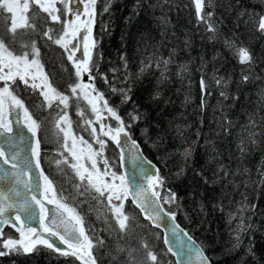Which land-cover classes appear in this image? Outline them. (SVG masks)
Here are the masks:
<instances>
[{"label": "trees", "instance_id": "obj_1", "mask_svg": "<svg viewBox=\"0 0 264 264\" xmlns=\"http://www.w3.org/2000/svg\"><path fill=\"white\" fill-rule=\"evenodd\" d=\"M33 13L46 24L41 35H37ZM26 15L25 25L12 32L6 15L8 25L4 31L0 23V41L13 56L27 55L29 61L34 58L35 45L48 82L59 93L69 94L79 77L67 52L55 43L62 32L63 10L57 14L59 22L33 5ZM262 18L264 0H202L200 11L193 0H95L92 35L96 40L93 59L97 67L93 68L92 84L126 123L128 113L139 116L133 122L131 136L158 166L165 178L164 187L178 198L172 204L161 200L166 209L176 212L177 221L201 244L212 264H264ZM241 49L249 53L250 60L240 59ZM162 60L169 61L166 69L162 64L157 67ZM145 65L148 67L141 73ZM202 76L209 85L203 99ZM243 76L248 79L243 80ZM217 80L221 81L219 85ZM3 84L0 81V87ZM9 84L41 123L37 136L44 174L54 189L69 192L68 184L58 179L56 167L49 169L43 157L46 148L56 146L64 161H69L58 124L60 116L56 118V109L45 103L40 89L26 90L18 77V90L11 81ZM129 88L131 99L122 103L121 89ZM74 103L78 107L75 100L67 109L71 115ZM37 114L47 117L46 123ZM77 120L74 133L89 140L93 126ZM110 145L115 149L112 142ZM186 149L191 150V155L185 156ZM107 152L111 168L119 173L117 152L114 156L113 150L108 148ZM67 166L78 183L77 170ZM158 190L163 197L164 189ZM66 194L73 196L72 192ZM85 201H80L82 212H78L96 264H175L163 245L161 232L141 217L128 198L123 205V216L128 217L124 229L113 221L112 213H107L106 221L93 219L83 208ZM99 221L110 225L118 238L107 235ZM238 225L247 230H238ZM150 233L153 245L147 241ZM20 239L18 231L6 226L0 232V251H8L4 248L8 240ZM114 244L120 248L115 249ZM37 247L38 251L29 254L10 252L0 257V264H80L71 256L63 257L42 245ZM150 254L157 255L156 261Z\"/></svg>", "mask_w": 264, "mask_h": 264}, {"label": "snow or ice", "instance_id": "obj_2", "mask_svg": "<svg viewBox=\"0 0 264 264\" xmlns=\"http://www.w3.org/2000/svg\"><path fill=\"white\" fill-rule=\"evenodd\" d=\"M35 4L38 5L39 9L47 13L52 21H60V15L57 13L61 12V9L56 7V3H62L65 5L64 11L67 13H73V8L68 7L66 0H34ZM78 5L80 0H75ZM94 5L95 0H88V3L84 5V15L87 19H81V14L75 12V21L68 20L63 25L64 34L55 40L57 45H61L66 52H68L67 59L72 61L75 66V74L80 78L81 82L77 83L72 87L71 91L73 94L76 93L77 89L84 92V97L88 100V103L92 106V112L96 114V121L99 122V132L97 134L96 127H92L89 135L93 138L94 142L99 145L98 149H93L92 144L80 137V143L87 145L86 151L76 149V140L72 139V145L66 147L68 152L75 160L72 167L77 170L81 179L85 178L87 174L88 183L95 187L96 191L103 196L105 192L108 193V200L111 202L113 197L121 201L120 206L116 207L118 217L122 218L119 222V227L124 229L126 227L125 221L128 217L123 216L121 209L123 208V201L127 199L129 195L133 197V203L139 208L140 213H143L144 218L156 227H160V223L165 218L175 219L176 212L165 209L161 203L163 199L164 204H172L177 201V195L171 189L165 188V178L160 175L158 168L153 166L152 161L147 160L142 154L139 155V162L136 170L132 176L127 174H118L117 171L111 170L109 160L104 156L105 149L107 148L108 141H112L119 148H123L124 144L130 141V146L135 148L137 153L140 152L139 145L136 140L132 139L131 128L133 122L139 119V116L128 113L127 123L125 118L119 115L117 109L109 106L107 99H104L103 93L97 92L92 82L95 80V76L92 75L93 68L97 67V62L93 59V50L96 48V40L92 35V25L94 23ZM197 10L200 11L202 8L201 0H196ZM20 8L18 0H0V11L6 10L8 13H13ZM23 8H28V3L23 4ZM107 10V9H105ZM17 27L15 18H13L12 28L15 30ZM260 29L264 30V18L261 19ZM51 31V29H49ZM48 36V32L44 33ZM52 39L51 36H48ZM73 40H77L76 44H72ZM80 52L81 55L77 58L76 54ZM34 58L29 61L27 55L25 56H13L11 52L5 48L2 41H0V81H3V87H0V135L5 133H12V121L8 119L13 111L20 110L22 112V119L28 131L33 134L35 138V146L32 148V156L35 158V168H40V138L37 136L38 131L41 129V123L37 122V119L33 118V113L29 111V108L25 106L22 99L14 93L12 86L9 81L15 85L16 89H19V85L16 84L17 77L19 81L23 82L25 89L29 87L32 90L40 89V95L43 96L45 101H48L49 107L52 105V101L59 100L61 104L67 107L68 96L62 95L48 82L46 75H43L42 66L39 63V49L33 45ZM240 59L242 61H248L251 59L249 53L241 49ZM169 61L162 60L157 64V67L164 65L165 69ZM19 64L25 66L24 71H20L18 68ZM126 66V65H125ZM35 67L37 69L36 74H32L28 71ZM148 65L141 68L143 73ZM7 69V71H5ZM15 69V70H14ZM88 74V83L83 82V75ZM163 75V72H162ZM39 79V83H37ZM243 80H247V76L242 77ZM31 81V82H30ZM107 83V80L105 79ZM216 83L219 85L220 80ZM201 93L203 99V93L209 88V85L205 82L204 77L200 80ZM114 91V90H113ZM131 89H121L122 103H127L131 96L128 93ZM92 93H96L95 96ZM158 94V93H157ZM221 95H225L223 92ZM103 101V107H99V102ZM107 112V116L103 115V112ZM19 115V113H18ZM42 123H46L47 117H39ZM112 118L117 122V126L113 127L111 124H107L105 121L108 118ZM61 120L68 122L67 113L60 117ZM16 123H20V119L16 120ZM92 124V121L88 122ZM70 127V122H69ZM66 141L70 137V132L65 134ZM106 137L108 139H104ZM123 138V143H122ZM185 156L191 155V150H185ZM121 155H123L121 153ZM135 159V157H134ZM90 162V165H86L85 161ZM103 160V168L101 171L98 167V161ZM0 162L5 165L10 164L12 175L15 176V183H23L24 195L21 197L19 191L16 192V197L13 198L6 194L0 189V221L3 223L19 222L21 228L19 229L21 239L20 240H8L4 244V248L8 251H0V257L8 255L10 252L29 254L34 251H38V245H42L47 249L52 250L55 253H59L63 257H75L82 261V264H96L94 257L92 256L91 249L92 244L88 236L85 234L84 220L76 212L74 208L68 206V204L62 203L55 197L49 199L47 192L51 189L52 181L49 177L43 175V170H40V176L44 181V194L40 193V186L37 183V187L32 189L30 187L31 181H25L24 176L27 172H31L33 168V161L27 160L21 162L20 153L13 152L9 157L6 155L5 150L0 147ZM138 177H142L143 181L146 182L141 184ZM136 181L133 184V181ZM163 188L165 195L161 197V193L158 189ZM40 197V198H38ZM47 201L48 205H55V209L49 216V209L46 207L44 201ZM115 207V206H114ZM177 209L179 205L177 204ZM8 214V219H3L5 214ZM14 213V219L13 214ZM38 216L41 231L26 226V220L36 218ZM24 217V219H22ZM238 230H247L243 225H238ZM176 231L175 227L172 228V233ZM47 234V236H45ZM188 241L191 242V237H188ZM169 241L166 240V243ZM239 244V236H237V245ZM67 246L64 248V246ZM169 252H173V249L169 247ZM251 252V249H249ZM174 255H179V251L173 252ZM197 255L201 260V264H211L210 258L206 256L203 250L198 249ZM151 260L156 261L157 257L151 255ZM179 264V262H178Z\"/></svg>", "mask_w": 264, "mask_h": 264}, {"label": "rangeland", "instance_id": "obj_3", "mask_svg": "<svg viewBox=\"0 0 264 264\" xmlns=\"http://www.w3.org/2000/svg\"><path fill=\"white\" fill-rule=\"evenodd\" d=\"M193 1H194L195 5H196V0H193ZM25 2L28 3V8L27 9L23 8V4ZM201 2H202V0H201ZM18 3L20 4V8L15 12V14L8 13L6 10H3L2 12L0 11V16H1L0 17V23H2V28L4 29V31L6 29V26L8 25L7 24L8 18H6L7 17L6 15H8L9 18H10V24H11L10 31H11V29L13 30V28H12L13 18H15V21H16V24H17V27L15 29L20 28V27L24 26L26 21H27L26 12H27L28 9H30L31 5L38 7V5L35 4L34 0H18ZM66 3L68 5V7H72L73 8V12L74 13L78 12L77 8L74 7V5H73L74 4L73 0H66ZM82 3H83V6H84L85 4L88 3V0H82ZM58 4L63 6V12H64V22H63V24L66 21H68V20L75 21V19H76L75 14L73 13V15L70 17V13H67V12L64 11L65 5L62 4V3L57 2L56 3V7L58 9L60 8ZM83 10H84V8H83ZM81 12H82V8L80 9L79 13L81 14ZM33 14H34V16H33L34 24L37 27V28H35V29H37V35H41V33H43L44 29L46 28V24H45V22L42 19L39 18V14H36V13H33ZM81 19H87V17L83 14V15H81ZM57 29H58V27L54 31L56 32ZM63 34H64V32H63V29H62L61 36ZM10 38H9V40H10ZM11 42H13V41H11ZM77 42H78L77 40H73L72 44H76ZM41 43H43V42H41ZM238 52H239V55H240V51H238ZM80 55H81V53L77 52V54H76L77 58H79ZM43 57L46 60L47 56L45 57V55H43ZM18 68L21 71L25 70L24 69L25 66L23 64H19ZM5 71H7V69H5ZM28 71L30 73H32V74H36L37 73V69L35 67H32L31 69H28ZM42 72H43V75H45L44 71H43V68H42ZM78 81H79L78 83L81 82L80 78H79ZM36 82L39 83L40 82L39 79H37ZM83 82L84 83H88V74H84L83 75ZM1 87H3V85ZM77 91H76L75 94H73L72 91L69 94H62V95L68 96L67 107H65V105L61 104L58 99L52 101V105H51V107H53V109L55 108L56 109L55 111H57V116H56V118H57L58 116L61 117L62 115L67 113L69 102L76 100V102L79 103L78 107H77V103H74L72 105V109L74 108V112L72 113V115L70 113H67L68 122L59 119V123L58 124H59V127L62 128L61 133L63 135L62 136L63 137L62 138V142H63L64 147L66 148L67 151H68V149H67V147L65 145L67 143L68 147H70L72 145V139L73 138H75V140H76V149L78 151L80 149H84L86 151V149H87V145L81 144L79 142L80 141V137H83V136L77 135V134L74 133L73 124H74V121H76V122L78 121L77 118H79L80 120L83 119L84 123H86V124H88L90 126H98L99 125V122L96 121V114L92 112V106L88 103V100H86L85 97H84V92L81 91L80 89H77ZM92 95L95 96L96 93H92ZM45 103L47 105H49L48 101H45ZM99 107H101V108L103 107V101L102 100L99 102ZM69 111H70V107H69ZM103 115L107 116L108 114L105 111V112H103ZM56 118H55V121H57ZM89 121H92L93 123L89 124L88 123ZM69 122H70V127H69ZM106 122H107V124H111L113 127L117 126V122L114 119L110 118V117L106 120ZM69 132H70V137L66 141L65 134L69 133ZM98 135L102 136V134H100L99 132H98ZM84 140H86L88 143L92 144L93 149H98V146L94 142L92 137L89 140L84 138ZM54 143H55V141H54ZM43 157H44V161H45L47 167H49V169L52 170V168L56 167L55 169H57V175H58L57 177H58V179H61L65 183V185L68 184V187H69L68 191L72 192V194H73V196H69V195L66 194V193L69 194V192H66L65 190H61V191L58 190L57 191L56 189H54L53 186H51V192L52 193L49 194L50 199L53 198L52 194L54 192V194L56 195L55 198L57 200H59L62 203L68 204L69 207L74 208L76 210V212L80 215V213L78 212V211H81V209H80L81 206L79 205V203H82L83 199L85 198L86 201L84 203H86V204L84 205L83 208L85 210H87L88 214L93 219L97 218L98 220L102 219V220L106 221L108 219V216H107L108 214L107 213H109V214L112 213L111 218L113 219V221L117 225H119V222H120V219L122 218V216L118 217L117 212H115L116 211V207H114L115 211L112 209L114 204L111 203L112 201L109 202L108 193L105 192V194L103 196H100V194L96 191L95 187H93L91 184L88 183L87 174L86 173L84 174L85 175L84 179L87 182L84 184L83 181H81V179L77 180L75 178L76 181L78 182V183H76L74 178L71 175L70 168L67 165H69L71 167V169H73V170H76V169L73 168L70 163H68L67 161H64V157L61 156V153L59 152V150L57 149L56 146H55V148H46V151H44V153H43ZM82 188H83V190H82ZM60 192L61 193H65L66 192V193L65 194H61ZM79 199L82 202H80ZM91 199L94 200L95 203H93L91 201ZM113 199L115 201H117L114 197H113ZM110 206H111V208H110ZM100 208H101V212H100ZM100 213L103 216L102 218H99ZM99 222L102 224L103 227H106V234L107 235H111V236H113L115 238H118L119 235L116 233L115 230H113V228L110 225H108L106 223H103L101 221H99ZM123 239L125 240V238H123ZM147 241H148L149 245L150 244L151 245L154 244L155 240H154V237L151 235V233L148 234V240ZM116 243L120 244V242H116ZM109 247L110 246H108V249H109ZM114 248L115 249H119L120 246L117 245V244L116 245L114 244ZM155 256L157 257V255H155Z\"/></svg>", "mask_w": 264, "mask_h": 264}, {"label": "water", "instance_id": "obj_4", "mask_svg": "<svg viewBox=\"0 0 264 264\" xmlns=\"http://www.w3.org/2000/svg\"><path fill=\"white\" fill-rule=\"evenodd\" d=\"M8 119L12 121L13 132L0 135V147H2L5 150L6 155H8L9 157L12 155L13 152L18 151L20 153L21 162L27 161V160L33 161V168L31 172H27L25 174L24 180L31 181L30 187L32 189H35L37 187V183H39L40 193L41 195H43L44 194V181H43V178L39 175L41 166L39 169L34 167L35 158L32 156V148L35 146V138L33 137V134L30 133L27 127L25 126L24 121L22 119V112H20V110L13 111L11 115L8 117ZM17 119H20L19 124L16 123ZM132 139L134 138L132 137ZM122 143H123V138H122ZM137 143L140 149L139 153H137L135 148L130 146V141L124 144L123 148H119L115 145L117 152H118V162H119V168H120L121 174H127L129 176L133 175L134 170H136L137 168L140 154H142L143 157H145L147 160H150L144 154L142 147L138 141ZM121 153L123 155H121ZM152 163L154 167L158 168V166L154 162ZM12 171L13 170L11 169L10 164L5 165L2 162H0V189H2L6 194H8L9 196L13 198H18L16 197V192L19 191L21 194V197H23V195L25 194L23 183L21 184L15 183L16 178L15 176L12 175ZM138 179L140 180L141 184L146 183L143 181L142 177H138ZM135 183L136 181L134 180L133 184ZM128 198L131 201L132 205L140 213L139 208L136 207V205L133 203V197L129 195ZM44 203L46 207L49 209V216H51L52 211L55 209V205H48L46 200L44 201ZM161 203H162V200H161ZM164 208L166 209L165 206ZM12 215L14 219V213ZM140 215L142 216L144 220H146L144 218L143 213H140ZM3 219H8L7 213L5 214V217ZM22 219H24V217H22ZM148 222L152 227L160 230L162 234V242L167 251L169 247L173 249V252L179 251V255H174L173 252L168 251V253L172 255L175 264H178V262L179 264H201V260L199 259L197 255L198 249L203 250L204 254L207 256V254L205 253L200 243L177 221L176 216L174 220L166 217L165 220L160 223V227H156V225L150 221ZM25 223H26V226H30L32 228L37 229V231H41L38 216L36 218L26 220ZM15 225L16 226L14 227L11 221L9 223H3L2 221H0V231L6 226H11L15 230L19 231V229L21 228L20 223L15 222ZM173 227H175L176 229L174 234L172 233ZM45 236H47V234H45ZM188 237H191V242L188 241ZM166 240H168L169 242L166 243ZM66 247L67 246L65 245L64 248ZM77 260L82 263L81 260L79 259Z\"/></svg>", "mask_w": 264, "mask_h": 264}, {"label": "flooded vegetation", "instance_id": "obj_5", "mask_svg": "<svg viewBox=\"0 0 264 264\" xmlns=\"http://www.w3.org/2000/svg\"><path fill=\"white\" fill-rule=\"evenodd\" d=\"M73 2H74V7H76L77 8V10H78V12H80V9L82 8V12H81V15H83L84 14V10H83V8H84V6H83V3H82V0H80V3L77 5L76 3H75V0H73ZM59 5V9H61V10H63V6L62 5H60V4H58ZM5 12V11H4ZM6 13V12H5ZM74 13V12H73ZM73 13H70V17L73 15ZM58 14V13H57ZM61 23V27H60V30L61 29H63V23L62 22H60ZM11 26V25H10ZM67 54H68V52H67ZM106 122V121H105ZM107 123V122H106ZM93 127H96V129H97V134H98V132H99V125L98 126H93ZM100 133V132H99ZM102 138H104V139H108V138H106V137H102ZM112 141H108V145H107V148L105 149V152H104V156L106 157L107 155H108V152L106 153V151H107V149L109 148L111 151L113 150V152H112V154H113V156H114V153L116 154V152H117V150H115L114 149V147L113 146H111L110 145V143H111ZM113 143V142H112ZM98 146V148H99V145H97ZM67 156H69V161L67 160V162H70V164L72 165V164H74L75 163V160L73 159V157L70 155V153L67 155ZM117 159V158H116ZM85 164L86 165H90V162H88L87 160L85 161ZM117 164H118V160H117ZM98 167L100 168V170L101 171H103L104 170V168H103V160H99L98 161ZM112 170V169H111ZM113 171V170H112ZM73 175H75L76 176V174L75 173H73ZM80 179H81V177H80ZM52 192H51V190H50V194H51ZM53 194H54V192H53ZM125 201V200H124ZM124 201H123V205H124ZM112 203L114 204V206L115 207H119L120 206V203H121V201H115L114 199L112 200ZM114 206H113V210H114ZM115 211V210H114ZM121 211H122V214H123V208L121 209ZM116 212V211H115Z\"/></svg>", "mask_w": 264, "mask_h": 264}]
</instances>
